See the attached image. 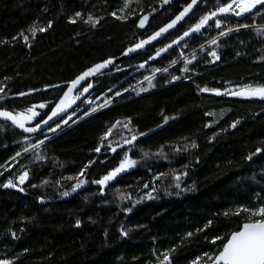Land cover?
Masks as SVG:
<instances>
[{
	"label": "trees",
	"instance_id": "16d2710c",
	"mask_svg": "<svg viewBox=\"0 0 264 264\" xmlns=\"http://www.w3.org/2000/svg\"><path fill=\"white\" fill-rule=\"evenodd\" d=\"M190 1L131 0L121 12L124 0H0V107L20 112L48 102L39 122L67 81L119 57ZM216 4L204 0L155 46L96 76L93 92L70 113L89 100L75 115L79 120L52 137L43 133L25 140L26 135L0 121V259L12 264H157L169 250L171 264H189L222 247L219 240L210 243L213 236L226 238L239 229L247 214H234L237 208L264 204V99L223 94L224 88L264 86V10L241 18L221 15L220 28L213 19L200 33L171 44ZM146 13L151 15L140 28L139 17ZM89 14L100 18L95 27L85 23ZM31 28L45 31L33 37ZM226 29L232 31L218 35ZM21 33L29 36L28 43ZM212 38L216 45L206 43ZM164 45L171 47L155 56ZM213 49L219 60L207 55ZM185 58L191 63L185 65ZM185 67L188 71L182 72ZM202 88H219L221 94ZM105 102L107 107L84 116ZM233 121H238L234 128ZM133 135L137 139L123 150L108 149L109 141L114 147ZM37 140L44 142L21 151ZM124 152L136 164L103 186L93 183L116 167ZM25 170L28 178L18 188L4 186ZM79 179L85 185L72 191Z\"/></svg>",
	"mask_w": 264,
	"mask_h": 264
},
{
	"label": "snow or ice",
	"instance_id": "6c2138e0",
	"mask_svg": "<svg viewBox=\"0 0 264 264\" xmlns=\"http://www.w3.org/2000/svg\"><path fill=\"white\" fill-rule=\"evenodd\" d=\"M131 0H124L123 7L120 9L121 12H124L125 9H128L130 6ZM163 4L169 3V0H162ZM198 4V0H191L190 3H186L182 9L177 15H175L174 19H171L168 23L164 24L162 27H160L157 31L153 32L151 35L147 36L146 39H141L138 43L132 45L130 48L125 49V52L123 54H128L129 52H134L137 49L144 48L145 45L149 44L152 41L157 40L159 37H161L163 34L168 33L171 29H173L178 22H181L184 20V18L189 14L190 10L193 9L194 5ZM257 6H259V9H257ZM254 10H256V14L260 15L261 10H264V0H217V4L214 7V10L209 11L208 13L200 16L199 20L188 27L186 31L183 32L182 36H178L175 40L171 41V44H177L178 41H182L184 37H188L190 34H196L200 33L201 29L204 28L206 25H210V21L214 19L216 28H220L222 20L219 18L222 16H227L229 14L235 15V16H241L245 13H252ZM157 10L155 8L151 9L152 13H155ZM113 16H116L117 13L113 12L111 13ZM76 17H80L81 13L77 12L75 13ZM129 15H135V12H130ZM151 13L143 14L139 17V27L143 28L145 27L146 21H148L149 16ZM118 19H127L128 16H118ZM100 18H95L91 14L88 15L87 20H85V23H91L93 27L96 26L98 23V20ZM49 26H51V21H49ZM239 27H249V25H240ZM37 31L44 32V28H31L29 29V32L33 37H35ZM232 31V29H226L224 32H219V36H224L226 32ZM22 36V39L25 43L29 42V36L24 35L23 33L20 34ZM13 40L16 39V37L12 38ZM206 43H210L212 45H216L217 39L212 38L210 41H207ZM171 45H164V47L159 48L155 52V56H159L162 52H165ZM201 49H204V45L200 46ZM183 55V54H181ZM207 55L212 57L213 60H219L220 57L218 56L215 49L208 51ZM153 56H149L148 60H152ZM192 59L195 60L196 56L193 55ZM113 59L108 58L103 60L100 63H96L92 65L91 67H88L85 71L81 72L79 75L75 76L74 79H71L66 82L65 88L66 90L63 91V94L59 97L58 101L55 103L54 107H51L50 114L47 115V119H40L39 123H36L33 127H26L25 122L26 121H32L34 118H36L39 113L35 111L37 105H32L31 107L20 111V112H13L6 108L0 107V119H3L4 121H10L11 124L15 125L16 127L20 129H24L25 132L35 133L37 132L41 124H47L48 120H51L52 117L58 116L60 113H65L67 115L66 109L70 108L71 105L75 102V100L78 98L79 95H82V92L79 91L77 88L78 85H81V81H86L87 77H91L96 73H99L102 69H104L106 66L112 64ZM141 63L139 65L140 68H144L145 64ZM173 64L176 63L175 60L172 61ZM185 65L191 63L190 60L186 59L184 60ZM158 71H167V69H155L153 70V75L155 72ZM182 72L188 71V68L185 67L181 69ZM145 80L148 81L150 86H154L152 84V79L150 77H145ZM179 77L173 76L172 80H177ZM187 79V77H185ZM49 87V86H46ZM56 87V86H52ZM92 85L90 83L87 84V87H83V92H87L89 88H91ZM75 90V94H74ZM147 89L141 88L140 91H146ZM3 87H0V92H3ZM127 91V89H125ZM199 91L202 92H213L217 95L221 94V89L219 88H202L199 89ZM223 94L225 95H231V96H245V97H260L264 99V86L259 87H249L247 85L237 88L235 90H230L228 88L223 89ZM17 95L24 96L26 93L20 92ZM117 96L120 95L119 92L116 93ZM4 99V96L0 95V100ZM46 106H48V102H42L38 105L39 108L43 109ZM107 107V102L102 105H97L95 108H90L88 111L84 112V116H88L90 112H96L98 109ZM73 116L76 114L73 113ZM168 117H165V122L168 120ZM75 121H73L74 123ZM68 121L65 119H61L60 124H56L55 128L49 127V132H55L57 129L60 128L61 124H67ZM119 123V122H117ZM238 121H233L230 127H235ZM206 127L208 125H205ZM116 127V124H113L111 128L107 129V131L104 132L103 139H107V137L111 134L112 129ZM123 127L127 128L128 124H124ZM226 129H222L221 131H225ZM139 135L143 136L144 133H139ZM215 135V134H214ZM25 140H28V137H24ZM44 139H48L47 136L44 137ZM137 139L136 135H133L131 139H125L124 145H130L133 141ZM43 140H37L36 144H29L28 148L21 149L22 152H27L29 148L35 149L38 145L43 144ZM108 149L112 152H116L117 148H120L123 150V146L120 144H117L116 146H112L111 142H108ZM192 147H196V145L193 143ZM96 152H100L101 148L97 147L95 149ZM256 152H261V148H257ZM20 152H17L15 155L18 157L20 156ZM250 158V157H249ZM14 159V157L10 158ZM36 159H43L42 156H37ZM91 163V161L89 162ZM136 164L135 160H132L127 152H124V156L122 159H120L118 165L114 168H111L105 175H103L99 180L93 181V183H96L98 185H105L109 181H112L115 177H117L118 174L124 172L126 169L132 167ZM85 168L88 167L86 164L84 166ZM28 178V172L25 170L21 172V174L17 177V180L19 181V184H23L25 180ZM85 181L83 179L77 180V182L72 186V191H75L77 188H80L82 184H84ZM5 187H18L17 184L13 183L12 180H9L5 185ZM177 188H179V184L176 185ZM23 188H20V191H23ZM103 190V188H101ZM68 192H64L63 195H68ZM149 198H151V194H149ZM125 211H128V209H125ZM241 211L243 213L247 214V219L244 223L239 227L238 230L232 231L230 234L226 236V238H222L220 236H213L210 243H215L216 241H221L222 247H220L215 253L209 254L208 252H204L202 256H196L194 260L190 261L189 264H264V204H260L258 207L255 208H248L241 205L239 208H237L236 213L234 214H240ZM225 216L228 215V213H224ZM77 225H79L80 221H76ZM212 222L209 221L208 224H211ZM208 224L205 225V228L208 227ZM198 231H202V229H198ZM122 235H126V233L121 230ZM13 235H15L13 233ZM188 236L191 235V233L187 234ZM207 239V238H206ZM171 251H175V248H173ZM155 254V253H154ZM163 259L157 260V264H171L169 250H165L162 253ZM0 264H12V261L9 259H0Z\"/></svg>",
	"mask_w": 264,
	"mask_h": 264
},
{
	"label": "water",
	"instance_id": "95a60500",
	"mask_svg": "<svg viewBox=\"0 0 264 264\" xmlns=\"http://www.w3.org/2000/svg\"><path fill=\"white\" fill-rule=\"evenodd\" d=\"M203 1L204 0H198V4L197 5H194L193 6V9L192 10H190V12H189V14L184 18V20L183 21H181V22H178V24L173 28V29H171L168 33H166V34H163L161 37H159L157 40H155V41H152V42H150L149 44H147V45H145L144 46V48H142V49H137L136 51H134V52H129L128 54H122V55H120L119 57H116V58H112L113 59V62H112V64H110V65H108V66H106L104 69H102L99 73H96V74H94L93 76H91V77H87L86 78V81L87 82H85V81H81V85H78L77 86V88L79 89V91L80 92H82V95H79L78 96V98L75 100V102L71 105V107L70 108H68V109H66V112H67V115H65V113H60L58 116H55V117H52V119L51 120H48V123L47 124H41V127H40V129L37 131V132H35V133H30V132H25L24 131V129H20V128H18V127H16L15 125H13V124H11V122L10 121H4L3 119H0V121H4V122H8L9 124H11L14 128H16L18 131H20L22 134H24V135H26V136H37V135H40V134H43L44 132H46V131H48V128L49 127H54L56 124H58L59 122H61V119H65L71 112H72V110L73 109H75L83 100H85L92 92H93V90H94V88H95V83H94V78L96 77V76H98V75H101V74H103V73H106V72H109V71H111L114 67H115V65L117 64V63H119L120 61H122V60H124V59H126V58H129V57H131V56H133V55H136V54H138V53H140V52H143V51H145L147 48H149V47H152V46H155L158 42H160V41H162L164 38H166L168 35H170L172 32H174L175 30H177L189 17H191V15L198 9V7L203 3ZM191 2V1H190ZM189 2V3H190ZM183 9V8H182ZM182 9H181V11H182ZM180 12V11H179ZM178 12V13H179ZM177 13V14H178ZM176 14V15H177ZM175 17V16H174ZM174 17L172 18V19H174ZM169 22V21H168ZM167 22V23H168ZM166 24V23H165ZM162 27V26H161ZM159 29V28H158ZM157 29V30H158ZM156 30V31H157ZM155 32V31H154ZM152 34V33H151ZM150 34V35H151ZM149 36V35H148ZM147 38V36L146 37H144V38H140L136 43H138L141 39H146ZM136 43H134V44H136ZM134 44H132V45H134ZM132 45H130L129 47H127V48H130ZM126 48V49H127ZM124 52H125V50H124ZM123 52V53H124ZM102 62V61H101ZM98 63H100V62H98ZM88 83H90L91 85H92V87L91 88H89L88 89V91L87 92H83V87H87V84ZM65 90H66V88H65ZM63 94V93H62ZM74 94H75V90H74ZM58 101V100H57ZM56 101V102H57ZM40 103H42V102H39V103H34L33 105H37V107H36V109H35V111H37L38 113H39V115L36 117V118H34L32 121H26L25 122V126L26 127H33L36 123H39V122H36V119L37 118H39L40 116H41V112H42V110L44 109H41V108H39L38 107V105L40 104ZM54 106H55V104H54ZM53 106V107H54ZM50 112H51V110H50ZM50 112L48 113V114H50ZM47 114V115H48ZM43 119H47V116L45 117V118H43Z\"/></svg>",
	"mask_w": 264,
	"mask_h": 264
},
{
	"label": "rangeland",
	"instance_id": "374dc122",
	"mask_svg": "<svg viewBox=\"0 0 264 264\" xmlns=\"http://www.w3.org/2000/svg\"><path fill=\"white\" fill-rule=\"evenodd\" d=\"M216 38H218V37H216ZM89 102H90V101L88 100L86 105H88ZM86 105H85V106H86ZM85 106H83L81 109H79L77 112H74V113L77 114V113L80 112ZM72 114H73V113H72ZM72 114H69V115L65 118V120L68 121L67 124H61L60 128L57 129L55 132H49V131H46V132H44V133L48 134L49 137H52V136L55 135L56 133H58V132L62 131L63 129H65V128L69 127L70 125H72V124H73V121H75V122L78 121L79 119H75V120H74V117H75V116H73ZM75 122H74V123H75ZM58 124H60V122H59ZM55 127H56V125H55L53 128H55ZM110 128H111V127H110ZM49 137H48V138H49ZM130 139H131V138H130ZM44 140H45V139H44ZM44 140H43V141H44ZM34 144H36V143H34ZM121 145H124V143H122ZM127 146H128V145H127ZM30 150H32V149L29 148L28 151H30ZM13 176H15V175H13ZM17 177H18V176H15V179H12V181L16 180L17 184L19 185V181L17 180ZM84 185H85V183L82 184V185L80 186V188L83 187ZM77 189H78V188H77Z\"/></svg>",
	"mask_w": 264,
	"mask_h": 264
},
{
	"label": "built area",
	"instance_id": "2783aa9c",
	"mask_svg": "<svg viewBox=\"0 0 264 264\" xmlns=\"http://www.w3.org/2000/svg\"><path fill=\"white\" fill-rule=\"evenodd\" d=\"M245 14H248V13H245ZM245 14H242L241 16H235V15L229 14V15H227L226 17H228V18H241V17L244 16ZM253 26H256V25L254 24ZM12 182L15 183V184H17L16 180H14V181H12ZM17 185H18V184H17ZM18 187H19V185H18ZM18 187H16V188H18Z\"/></svg>",
	"mask_w": 264,
	"mask_h": 264
}]
</instances>
